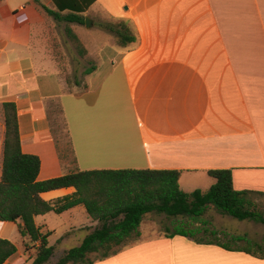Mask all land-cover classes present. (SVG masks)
I'll list each match as a JSON object with an SVG mask.
<instances>
[{
	"label": "crops",
	"instance_id": "obj_1",
	"mask_svg": "<svg viewBox=\"0 0 264 264\" xmlns=\"http://www.w3.org/2000/svg\"><path fill=\"white\" fill-rule=\"evenodd\" d=\"M42 5L92 22L71 24L96 69L70 90L51 56ZM106 26L135 39L120 43ZM69 91L74 162L61 160L50 118L56 100L64 117ZM4 102L16 106L22 152L39 157L38 180L75 169H175L180 188L192 191L215 182L208 170L230 168L235 189L264 191V0H0V178ZM34 220L51 231L46 264L97 225L82 204ZM140 230L138 239L148 238ZM0 238L16 247L3 264H31L14 222L0 221ZM122 252L94 264H264L178 235Z\"/></svg>",
	"mask_w": 264,
	"mask_h": 264
},
{
	"label": "trees",
	"instance_id": "obj_2",
	"mask_svg": "<svg viewBox=\"0 0 264 264\" xmlns=\"http://www.w3.org/2000/svg\"><path fill=\"white\" fill-rule=\"evenodd\" d=\"M42 8L56 22L66 23L64 32L67 38L77 52L86 57V48L71 28L72 23L84 24L85 18L78 14L79 10L62 14L64 8L60 5L57 10L44 5ZM106 27L115 33L120 43L135 39L134 36L124 38L121 30ZM87 61L90 66L83 70V75L96 69L92 60L87 58ZM80 83V80H75L76 85ZM50 104V112L61 117L66 138L63 142L62 137L56 136L55 130L51 128L59 156L64 162H74L68 126L60 103L56 100ZM2 113L5 129L0 178V221L16 224L25 248L33 257L31 264H46L54 253L48 241L51 231H42L34 217L50 211L59 214L78 204L85 207L97 225L89 230L78 245L63 252L53 264H94L115 255L138 239L141 222L151 212L162 213L170 220L159 236H183L196 243L214 244L228 251L264 258V235L257 242L246 234L216 230L210 228L209 221L203 217L207 207L212 205L223 215L264 224V212L254 200L257 196H264V191L235 189L230 168L208 170L215 182L206 190L197 188L190 192L180 188L181 171L175 169H75L38 180L40 160L37 155L21 150L15 104L2 103ZM69 186L74 187L73 193L54 200H44L40 196L42 192ZM15 251L16 247L10 240L0 238V264Z\"/></svg>",
	"mask_w": 264,
	"mask_h": 264
},
{
	"label": "rangeland",
	"instance_id": "obj_3",
	"mask_svg": "<svg viewBox=\"0 0 264 264\" xmlns=\"http://www.w3.org/2000/svg\"><path fill=\"white\" fill-rule=\"evenodd\" d=\"M51 21H52L51 24H49L51 56L60 70V76L64 79V81L67 82V88L65 89L70 90L71 87L75 85V80H80V82H83L85 80L86 75H83V70L86 67L90 66V63H88L87 57H82L77 52V49L74 47L72 42L67 38V35L64 32L66 23L56 22L55 20L52 19V17H51ZM95 63L96 61L92 60V64L95 65ZM71 96H72V92L69 91L67 92L66 98H64L65 100L64 103L66 105V110L64 106V117L68 126L69 137L71 136L72 110L71 107H68L67 105L68 103H66V100L68 99L69 101H71L72 100ZM50 118L51 120H53L52 128L55 130V135L62 137L63 142H65L66 138L64 137L63 134L64 130L62 128L63 123L61 121V117L59 115H55L51 113ZM183 185L186 190L185 192L191 191L190 187L187 186L185 182H183ZM254 200L256 202L257 207L262 212H264V196H257L254 198ZM88 217L91 218L89 215ZM203 217L209 221L210 228H214L216 230L225 231L234 234H246L247 237L257 242H260L262 236L264 235L263 223L255 222L252 220H238L229 215H223L219 213L212 205H209L207 207V209L203 214ZM169 223L170 220L162 213L161 214L155 212L147 213L143 218L141 226L143 231L145 232V237L148 238L137 239V240H148L152 237H155L156 235L162 234L165 225H169ZM133 244L125 247L118 253L121 254L123 250L129 248ZM55 253H56L55 255L58 258L61 256L59 252H55ZM118 253H116L115 255H118ZM123 264H127V263L125 262Z\"/></svg>",
	"mask_w": 264,
	"mask_h": 264
},
{
	"label": "water",
	"instance_id": "obj_4",
	"mask_svg": "<svg viewBox=\"0 0 264 264\" xmlns=\"http://www.w3.org/2000/svg\"><path fill=\"white\" fill-rule=\"evenodd\" d=\"M84 25L87 28L91 27V25H92L91 19L88 16L85 17Z\"/></svg>",
	"mask_w": 264,
	"mask_h": 264
}]
</instances>
